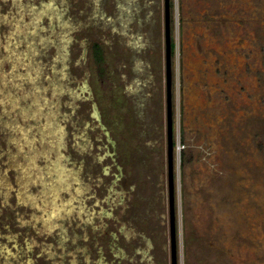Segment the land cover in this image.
Masks as SVG:
<instances>
[{"label":"rangeland","instance_id":"374dc122","mask_svg":"<svg viewBox=\"0 0 264 264\" xmlns=\"http://www.w3.org/2000/svg\"><path fill=\"white\" fill-rule=\"evenodd\" d=\"M170 16L178 264H264V0ZM166 86L165 0H0V264H172Z\"/></svg>","mask_w":264,"mask_h":264},{"label":"water","instance_id":"95a60500","mask_svg":"<svg viewBox=\"0 0 264 264\" xmlns=\"http://www.w3.org/2000/svg\"><path fill=\"white\" fill-rule=\"evenodd\" d=\"M166 9V84H167V161H168V192L170 208L172 264H178L176 244V186H175V142L173 119V89H172V39L170 31V0H165Z\"/></svg>","mask_w":264,"mask_h":264},{"label":"trees","instance_id":"16d2710c","mask_svg":"<svg viewBox=\"0 0 264 264\" xmlns=\"http://www.w3.org/2000/svg\"><path fill=\"white\" fill-rule=\"evenodd\" d=\"M172 49H175V44L172 43ZM92 57L94 60V64L96 65V69L99 73V78L101 80L105 79V52L101 44L94 43L92 46Z\"/></svg>","mask_w":264,"mask_h":264},{"label":"bare ground","instance_id":"6f19581e","mask_svg":"<svg viewBox=\"0 0 264 264\" xmlns=\"http://www.w3.org/2000/svg\"><path fill=\"white\" fill-rule=\"evenodd\" d=\"M55 177H56V176H55ZM60 177H61V176H60ZM64 177H65V176H64ZM62 180H63V177H62ZM7 182H8V180H7ZM60 182H61V181H60ZM63 182H64V181H63ZM67 182H68V181H67ZM75 183H76V182H75ZM78 183H79V182H78ZM62 184H63V183H62ZM73 185H74V184H73ZM60 188H61V187H60ZM81 188H82V187H81ZM81 188H80V189H81ZM77 189H78V188H77ZM79 191H80V190H79ZM80 192H81V191H80ZM59 197H60V196H59ZM32 198H33V197H32ZM37 198H38V197H37ZM37 198H36V199H37ZM23 199H24V198H23ZM57 199H58V198H57ZM57 199H56V200H57ZM25 201H27V200H25ZM28 201H29V199H28ZM36 201H37V200H36ZM70 201H71V200H70ZM34 202H35V201H34ZM58 202H59V201H58ZM35 203H36V202H35ZM71 203H72V202H71ZM71 203H70V204H71ZM36 204H37V203H36ZM54 204H55V203H54ZM58 204H59V203H58ZM53 206H54V205H53ZM69 206H70V205H69ZM55 207H56V206H55ZM61 207H62V206H61ZM53 210H54V209H53ZM59 210H60V209H59ZM61 211H62V210H61ZM55 212H56V211H55ZM55 214H56V213H55ZM61 214H62V213H61ZM64 214H65V212H64ZM63 216H64V215H63ZM54 217H55V216H54ZM54 217H53V218H54ZM63 218H64V217H63ZM56 219H57V218H56Z\"/></svg>","mask_w":264,"mask_h":264}]
</instances>
